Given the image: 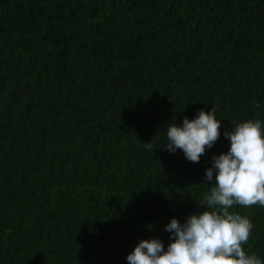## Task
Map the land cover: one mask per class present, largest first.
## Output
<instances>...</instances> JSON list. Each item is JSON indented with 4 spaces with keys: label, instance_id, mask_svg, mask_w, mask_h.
<instances>
[{
    "label": "trees",
    "instance_id": "obj_1",
    "mask_svg": "<svg viewBox=\"0 0 264 264\" xmlns=\"http://www.w3.org/2000/svg\"><path fill=\"white\" fill-rule=\"evenodd\" d=\"M199 163L164 146L203 108ZM264 122V0H0V264H128L201 210L231 121ZM152 150L145 148V143ZM246 251L264 262V207Z\"/></svg>",
    "mask_w": 264,
    "mask_h": 264
},
{
    "label": "clouds",
    "instance_id": "obj_2",
    "mask_svg": "<svg viewBox=\"0 0 264 264\" xmlns=\"http://www.w3.org/2000/svg\"><path fill=\"white\" fill-rule=\"evenodd\" d=\"M224 136L230 141L226 152L211 157L205 170L210 189L197 202L203 210L181 222L173 217L165 226L169 243L141 239L127 255L128 264H264L254 252L246 251L253 224L236 206L264 207V122L259 118L231 121ZM221 121L215 108H201L194 119L183 118L167 128L165 148L177 149L187 160L199 163L206 149L220 137ZM145 148L152 150L150 143Z\"/></svg>",
    "mask_w": 264,
    "mask_h": 264
}]
</instances>
